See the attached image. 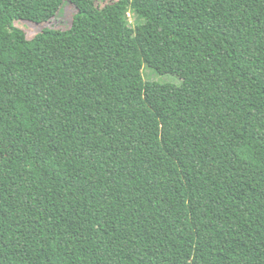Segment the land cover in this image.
Returning a JSON list of instances; mask_svg holds the SVG:
<instances>
[{
	"label": "trees",
	"instance_id": "obj_1",
	"mask_svg": "<svg viewBox=\"0 0 264 264\" xmlns=\"http://www.w3.org/2000/svg\"><path fill=\"white\" fill-rule=\"evenodd\" d=\"M99 1L0 0V264H264V0Z\"/></svg>",
	"mask_w": 264,
	"mask_h": 264
},
{
	"label": "rangeland",
	"instance_id": "obj_2",
	"mask_svg": "<svg viewBox=\"0 0 264 264\" xmlns=\"http://www.w3.org/2000/svg\"><path fill=\"white\" fill-rule=\"evenodd\" d=\"M108 1L109 0H102L99 1V3L106 4ZM76 12L77 9L74 5L69 2H65L56 16L47 23L36 24L25 20H15L14 24L17 28L23 30L29 39H32L34 36L44 31L45 29H69L72 25ZM129 19L131 25H133L135 19L132 13L129 14ZM143 76L146 81H156L159 83H170L174 85L181 84V80L179 79V77L175 75H160L155 70L147 67L146 64H144Z\"/></svg>",
	"mask_w": 264,
	"mask_h": 264
}]
</instances>
